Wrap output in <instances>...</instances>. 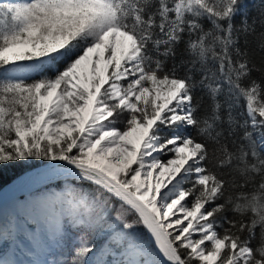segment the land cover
<instances>
[{"label": "snow or ice", "instance_id": "1", "mask_svg": "<svg viewBox=\"0 0 264 264\" xmlns=\"http://www.w3.org/2000/svg\"><path fill=\"white\" fill-rule=\"evenodd\" d=\"M0 264H264V0H0Z\"/></svg>", "mask_w": 264, "mask_h": 264}, {"label": "water", "instance_id": "2", "mask_svg": "<svg viewBox=\"0 0 264 264\" xmlns=\"http://www.w3.org/2000/svg\"><path fill=\"white\" fill-rule=\"evenodd\" d=\"M27 176L25 172L5 184L0 188V205L13 200L14 196L19 195L22 192H26L27 186L25 185V180Z\"/></svg>", "mask_w": 264, "mask_h": 264}, {"label": "trees", "instance_id": "3", "mask_svg": "<svg viewBox=\"0 0 264 264\" xmlns=\"http://www.w3.org/2000/svg\"><path fill=\"white\" fill-rule=\"evenodd\" d=\"M25 172L21 168H11V169H5L2 174H0V188Z\"/></svg>", "mask_w": 264, "mask_h": 264}, {"label": "bare ground", "instance_id": "4", "mask_svg": "<svg viewBox=\"0 0 264 264\" xmlns=\"http://www.w3.org/2000/svg\"><path fill=\"white\" fill-rule=\"evenodd\" d=\"M12 201H13V200H10V201H8L7 203L3 204L2 206L5 207L6 205H9V207H10Z\"/></svg>", "mask_w": 264, "mask_h": 264}, {"label": "rangeland", "instance_id": "5", "mask_svg": "<svg viewBox=\"0 0 264 264\" xmlns=\"http://www.w3.org/2000/svg\"><path fill=\"white\" fill-rule=\"evenodd\" d=\"M5 210H7L9 208V205H6L5 207H3Z\"/></svg>", "mask_w": 264, "mask_h": 264}]
</instances>
